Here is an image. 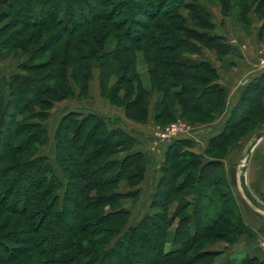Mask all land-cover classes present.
I'll return each instance as SVG.
<instances>
[{"label":"trees","instance_id":"obj_1","mask_svg":"<svg viewBox=\"0 0 264 264\" xmlns=\"http://www.w3.org/2000/svg\"><path fill=\"white\" fill-rule=\"evenodd\" d=\"M216 1L222 13L234 7L240 20L253 7L264 29V0ZM0 5V18H10L0 27V58L15 49L26 52L0 84V264H218L220 250L209 245L232 242L251 229L220 158L244 122L264 115V68L244 84L202 152L182 148L188 140L180 136L166 142L147 210L128 223L129 210L119 200L137 198L147 153L134 149L137 139L109 127L101 113L69 109L53 127L52 166L38 152L48 139L41 123L48 109L53 101L89 97L95 68L99 95L132 120L147 119L152 92L153 123L175 115L210 119L222 108L224 88L210 63L189 61L184 52L203 45L221 57L230 44L213 32L207 10L195 2ZM180 7L188 10L189 23ZM137 53L148 64L146 83L136 69ZM122 179L124 191L117 189ZM228 264L262 262L243 255Z\"/></svg>","mask_w":264,"mask_h":264},{"label":"crops","instance_id":"obj_2","mask_svg":"<svg viewBox=\"0 0 264 264\" xmlns=\"http://www.w3.org/2000/svg\"><path fill=\"white\" fill-rule=\"evenodd\" d=\"M213 9H215L216 13L214 12L212 14L209 8L206 10L210 16V20L214 23L213 32L223 35L226 42L230 44L227 53L221 57H217L213 51L203 45H199L194 51L184 52V57L192 62L205 60L211 64L216 71L217 81L224 88V102L222 108L211 121L200 123L196 126L194 125L190 133L180 135V137L188 140V143L183 145L182 148H187L193 152H202L207 145L208 138L220 130L228 109L240 96L242 87L246 83L243 82L244 77L246 81H248L264 68V66L262 68L258 65V59L264 57V31H260L259 29L261 21L254 18L250 13L247 23L249 32L243 34V31L239 28L240 20L237 18L236 11L233 8H229L225 13L221 12L219 6ZM94 89L96 95L100 96L98 94L97 85ZM74 90H76V87H74ZM151 95H153V99L148 105L150 111L155 93L152 92ZM99 99L102 103V107L98 109L99 112L97 113H101L107 117L106 124L109 127L121 128L130 133V135L135 136L137 142L134 144L133 148L144 150L147 153L142 179L137 185V197H144L148 192L146 198L148 202L149 194L160 173L159 165L166 142L152 143L151 140H148V133L146 135L144 132H141L146 129V126L150 124V122L143 126H141V123H133L132 125L135 127L131 128L130 123H127L129 120L125 118L120 106H114L101 96ZM149 117L151 118V112ZM246 148L245 144L231 145L226 149L220 160L222 162L224 175L243 222L251 229L250 233H241L232 242L216 240L210 244V248L220 250V253L215 257V261L218 264H228L231 258L237 259L243 255L255 256L258 259L261 258L258 241L262 234H264V211L252 205L245 198L238 183L239 167L242 163L240 158L243 149ZM243 174L245 185L248 190L254 197L264 203V135H262L250 148ZM123 186L125 187L120 190L118 183L117 189L124 191L128 188L125 183ZM191 196V194H188L187 198L190 199ZM173 206L172 204L169 209V214L173 212ZM146 210L147 206L145 211ZM174 225L175 218L170 228H173Z\"/></svg>","mask_w":264,"mask_h":264},{"label":"rangeland","instance_id":"obj_3","mask_svg":"<svg viewBox=\"0 0 264 264\" xmlns=\"http://www.w3.org/2000/svg\"><path fill=\"white\" fill-rule=\"evenodd\" d=\"M104 1H124V0H104ZM183 1L185 3L186 2L187 3H194V2L195 3H200L201 5H203V7L205 9L209 8L211 10L212 14L214 12L216 13L215 9H213V8L219 6V4L217 3L216 0H183ZM2 8H3V6L0 5V10ZM230 8H233L236 11V9L234 7H230ZM179 12L182 14V16H184V18L186 20V23H189L190 22V18L188 16V10L185 7H180L179 8ZM250 13L252 14V16L254 18H257L261 22L263 20L260 15H257V12L255 13L253 7H250L249 10L246 13V18L244 20H240L239 19L240 20L239 21L240 22L239 28L241 29V31H243V34H246V33L249 32L247 23H248V20H249V14ZM9 19L10 18H8V16L1 17L0 18V27L4 23H6ZM259 29H260V31H264V29L261 28V24H260ZM4 35H6V34H4ZM208 49H210V48H208ZM210 50L213 51V53H215V51L213 49H210ZM25 56H26V52H22L19 49H15L14 51L9 52L5 58H0V84H2L6 80L7 75L9 73L17 70L16 64L18 62H20L21 60H23L25 58ZM147 66H148V64L146 62H143L142 59H141L140 54L137 53L136 54V69L140 73L141 80L144 83L147 82V78H146V67ZM96 73H97V69L93 68V78H92V86L93 87H92V90H91V95L89 97L77 98V97L73 96V97H69L68 99L65 98V99L53 101L51 107L48 109V112H49L48 116L41 122L42 125L45 127V129L47 131L48 139H47V141L44 144H42V145H40L38 147V152L44 153L48 157V159H49V161H50L52 166H54V161H53V142H52L51 134H52L53 127L55 125L57 117L61 113H63L64 111H67L69 109H75V110L80 111V112H86V111L99 112L98 109L102 107V103L100 102V99H99L100 96L96 95V91L94 89V87L96 86ZM243 82H247L245 77H244V81ZM1 89H2L3 95H6V91H7L6 86L3 85ZM153 95H150L151 97L149 96L150 98H149V101H148V105L152 102ZM111 104H113L114 106H119V105L114 104V103H111ZM150 112L151 111H150V108H149L148 109V117H147V119L145 121H135V120H132V119H130V118H128V117H126L124 115L125 118L129 120V122H127V123H130V125H131L130 127L131 128L135 127V126L132 125L133 123H141V126H143V125H146V124H148L150 122V124H148L146 126V129H145L146 131L145 130L141 131L142 133L144 132L146 135L148 133V140H151V138L153 137L152 136V129H154L155 125L165 124L167 122H171V121H174V120L178 119V120L186 123V126L189 128L188 129L189 131L187 133H190V131H191V129H193L194 125L196 126V125H198L200 123L209 122L218 113L217 112L215 115H213L212 118L204 119V120H203V118L200 117V119L194 118V121H193V120L186 119L185 117H181L179 115H175L172 120H169L167 122H164V123H153L152 119L149 117L150 116ZM103 114H105V113H103ZM263 126H264V115H258L256 117L250 118L247 122H244L242 127L240 126L241 129L238 130V135H236V139L233 137L234 138L233 139L234 142H232V144H230L228 147H230L231 145H234V144H238V145H244L245 144V147H247L249 142L253 138V133L256 130H259ZM133 137H135V136H133ZM228 147H227V149H228ZM218 152L219 151L216 150V152H210V153L215 155ZM245 152H246V149H243V153H242V156L240 158L241 162L243 161ZM208 181H209L208 175H206L205 178H204V182L203 183L206 182V184H207ZM118 183H119V189L120 190H121V188L123 189L125 187V186H123L124 183H125L123 179L122 180H118ZM58 191L60 192V189ZM147 194H148V192H147ZM147 194L144 197L140 196L141 198L137 197L134 201H131L130 198H128V197H124V198H121L119 200V204L129 210L128 223L134 222L145 211L146 206L148 204L147 199H146L147 198ZM259 249H260V252H261L260 245H259ZM260 261L262 262V264H264V261L262 259V252H261Z\"/></svg>","mask_w":264,"mask_h":264},{"label":"built area","instance_id":"obj_4","mask_svg":"<svg viewBox=\"0 0 264 264\" xmlns=\"http://www.w3.org/2000/svg\"><path fill=\"white\" fill-rule=\"evenodd\" d=\"M258 65L260 67L264 66V57L258 59ZM188 129L186 123L178 119L165 124L155 125L154 129H152V143L168 142L176 136L187 134L189 131ZM258 242L262 252V259L264 261V234L260 237Z\"/></svg>","mask_w":264,"mask_h":264},{"label":"water","instance_id":"obj_5","mask_svg":"<svg viewBox=\"0 0 264 264\" xmlns=\"http://www.w3.org/2000/svg\"><path fill=\"white\" fill-rule=\"evenodd\" d=\"M264 135V126L261 127L259 130H256L253 133V138L251 139V141L249 142L247 148H246V152L243 158V161L239 167V173H238V183L240 186V189L243 193V195L245 196V198L255 207L261 209L264 211V203H262L261 201H259L256 197H254L252 195V193L248 190V188L245 185V181H244V168H245V162L247 160L248 157V153L250 148L252 147V145L262 136Z\"/></svg>","mask_w":264,"mask_h":264}]
</instances>
